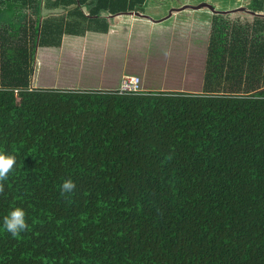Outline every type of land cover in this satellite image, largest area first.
I'll list each match as a JSON object with an SVG mask.
<instances>
[{
  "label": "trees",
  "instance_id": "trees-1",
  "mask_svg": "<svg viewBox=\"0 0 264 264\" xmlns=\"http://www.w3.org/2000/svg\"><path fill=\"white\" fill-rule=\"evenodd\" d=\"M145 2L0 0V217L27 224L0 264H264V0L212 12L199 92L31 85L37 46Z\"/></svg>",
  "mask_w": 264,
  "mask_h": 264
},
{
  "label": "rangeland",
  "instance_id": "rangeland-1",
  "mask_svg": "<svg viewBox=\"0 0 264 264\" xmlns=\"http://www.w3.org/2000/svg\"><path fill=\"white\" fill-rule=\"evenodd\" d=\"M202 1L218 10L232 9L226 12L231 19H252L249 0H146L144 13L150 18L114 16L120 27L109 38L90 31L82 37L63 34L58 47L37 46L31 85L113 89L119 75L131 73L139 76L143 90L199 92L212 11L191 6Z\"/></svg>",
  "mask_w": 264,
  "mask_h": 264
},
{
  "label": "clouds",
  "instance_id": "clouds-1",
  "mask_svg": "<svg viewBox=\"0 0 264 264\" xmlns=\"http://www.w3.org/2000/svg\"><path fill=\"white\" fill-rule=\"evenodd\" d=\"M15 163L16 156L13 153L0 150V181L7 179ZM74 186V181L71 178H65L60 184V189L62 192H71ZM26 227L25 210L20 206L10 208L3 217H0V228L12 235H16Z\"/></svg>",
  "mask_w": 264,
  "mask_h": 264
},
{
  "label": "built area",
  "instance_id": "built-area-1",
  "mask_svg": "<svg viewBox=\"0 0 264 264\" xmlns=\"http://www.w3.org/2000/svg\"><path fill=\"white\" fill-rule=\"evenodd\" d=\"M113 89L119 93H137L143 90L140 84L139 76L131 73L123 74L119 83Z\"/></svg>",
  "mask_w": 264,
  "mask_h": 264
},
{
  "label": "crops",
  "instance_id": "crops-1",
  "mask_svg": "<svg viewBox=\"0 0 264 264\" xmlns=\"http://www.w3.org/2000/svg\"><path fill=\"white\" fill-rule=\"evenodd\" d=\"M156 3L153 5L152 4V6H150L151 8H156ZM158 6V5H157ZM149 7V6H148ZM145 12V11H144ZM119 15H122V14H115V15H113L112 17H111V19H108V21H109V29H108V31L106 32V33H100V34H105V35H107V38H109L110 36V34L111 33H113V31L117 28L118 29V27H120L119 25L120 24H118V23H115V21H117V19H118V17H114V16H119ZM130 15H133V14H130ZM133 16H135V15H133ZM133 16H131V17H133ZM137 16H140V15H137ZM141 17V16H140ZM145 17V16H144ZM133 19V18H132ZM114 23V24H113ZM122 23V22H121ZM90 31H87V32H85L83 35H78V36H80V37H82V36H84V35H86L87 33H89ZM121 74V73H120ZM120 75H119V77L117 78V81H116V83L118 84L119 83V80H120ZM63 88H87V87H79L78 85H75V86H71V85H69V86H67V87H63ZM90 88H97V89H109V88H111V87H108V86H105V85H99V86H97V87H90Z\"/></svg>",
  "mask_w": 264,
  "mask_h": 264
},
{
  "label": "water",
  "instance_id": "water-1",
  "mask_svg": "<svg viewBox=\"0 0 264 264\" xmlns=\"http://www.w3.org/2000/svg\"><path fill=\"white\" fill-rule=\"evenodd\" d=\"M202 6H207L212 12H221V13H226L227 11H230V10H232V9H220V10H218V9H216L215 7H214V5L213 4H210V3H207V2H205V1H202V2H200V3H198V4H196V5H192L191 7L192 8H200V7H202ZM233 9H235V8H233ZM252 14H255V12H253V11H250ZM117 14H133V15H140V16H145V17H149V15L148 14H146V13H141V12H137V11H126V12H120V13H117ZM150 18V17H149Z\"/></svg>",
  "mask_w": 264,
  "mask_h": 264
}]
</instances>
